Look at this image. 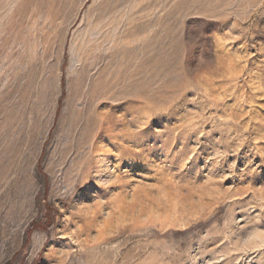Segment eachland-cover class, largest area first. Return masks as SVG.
I'll return each instance as SVG.
<instances>
[{"label":"rangeland","instance_id":"obj_1","mask_svg":"<svg viewBox=\"0 0 264 264\" xmlns=\"http://www.w3.org/2000/svg\"><path fill=\"white\" fill-rule=\"evenodd\" d=\"M0 264H264V0H0Z\"/></svg>","mask_w":264,"mask_h":264},{"label":"bare ground","instance_id":"obj_2","mask_svg":"<svg viewBox=\"0 0 264 264\" xmlns=\"http://www.w3.org/2000/svg\"><path fill=\"white\" fill-rule=\"evenodd\" d=\"M104 5V4H103ZM109 15V14H108ZM109 18V17H108ZM114 20V19H113Z\"/></svg>","mask_w":264,"mask_h":264}]
</instances>
